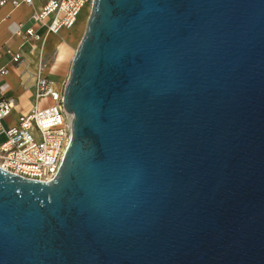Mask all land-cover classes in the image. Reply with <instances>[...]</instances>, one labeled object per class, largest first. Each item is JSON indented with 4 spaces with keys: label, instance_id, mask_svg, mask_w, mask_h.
<instances>
[{
    "label": "water",
    "instance_id": "water-1",
    "mask_svg": "<svg viewBox=\"0 0 264 264\" xmlns=\"http://www.w3.org/2000/svg\"><path fill=\"white\" fill-rule=\"evenodd\" d=\"M56 176L0 167V264H264V0H93Z\"/></svg>",
    "mask_w": 264,
    "mask_h": 264
},
{
    "label": "built area",
    "instance_id": "built-area-1",
    "mask_svg": "<svg viewBox=\"0 0 264 264\" xmlns=\"http://www.w3.org/2000/svg\"><path fill=\"white\" fill-rule=\"evenodd\" d=\"M43 1V7L31 15V25L23 29V23H18L14 32L22 38L21 46L30 44L37 51V69L32 84L35 101L19 116L17 124L4 125L2 121L10 115L14 101L0 99V167L28 179L50 181L56 176L70 142L71 116L63 106V88H58L44 74L45 37L72 28L83 8L87 5L91 8L93 0ZM22 2L29 5L32 0H0V7L7 3L18 7ZM38 28H44L46 35L41 36ZM6 52L15 63L24 61L20 51L6 48ZM0 73H7V69L1 68ZM41 100L48 103L40 106Z\"/></svg>",
    "mask_w": 264,
    "mask_h": 264
},
{
    "label": "crops",
    "instance_id": "crops-1",
    "mask_svg": "<svg viewBox=\"0 0 264 264\" xmlns=\"http://www.w3.org/2000/svg\"><path fill=\"white\" fill-rule=\"evenodd\" d=\"M43 5V0H32V3L29 5L22 2L18 7H13L7 3L0 7V69H7V73H0V99L8 98L14 101L10 115L2 121L4 125L17 124L19 116L28 111L35 101L32 84L33 74L37 69V51L35 48H31L30 44L21 46L22 38L15 35L14 32L17 29L18 23H23V29L29 27L32 23L31 15L39 11ZM70 29H62L58 35H46L44 28H38L37 32L41 36L46 35L43 54L55 50L61 54L67 45L72 48L69 44L70 37H65L69 35L68 30ZM61 45L63 49H60ZM6 48H9L11 51H20L25 57L24 61L19 63L13 62L11 54L6 52ZM75 48L72 49L75 50ZM44 74L53 80L58 88H63L61 83L52 79L46 70H44ZM47 103V100H41L39 105L44 106Z\"/></svg>",
    "mask_w": 264,
    "mask_h": 264
},
{
    "label": "rangeland",
    "instance_id": "rangeland-1",
    "mask_svg": "<svg viewBox=\"0 0 264 264\" xmlns=\"http://www.w3.org/2000/svg\"><path fill=\"white\" fill-rule=\"evenodd\" d=\"M90 8L85 6L80 12L78 17V22L68 30L69 35L65 37H70L69 44L72 48L77 46V43L83 33L87 16L89 14ZM71 47L65 46V49L59 54L57 50L45 53L43 56L42 64L44 65V70L47 71L49 76L61 83V86L64 87V84L67 80L69 67L71 63V57L74 53V50Z\"/></svg>",
    "mask_w": 264,
    "mask_h": 264
},
{
    "label": "bare ground",
    "instance_id": "bare-ground-1",
    "mask_svg": "<svg viewBox=\"0 0 264 264\" xmlns=\"http://www.w3.org/2000/svg\"><path fill=\"white\" fill-rule=\"evenodd\" d=\"M87 17H88V16H87ZM86 20H87V19H86ZM85 24H86V23H85ZM61 44H62V43H61ZM63 44H65V43H63ZM55 46H56V45H55ZM63 46H64V45H63ZM67 46H68V45H67ZM60 49H63V48H62V45H61V48H60ZM74 51H75V50H74Z\"/></svg>",
    "mask_w": 264,
    "mask_h": 264
}]
</instances>
